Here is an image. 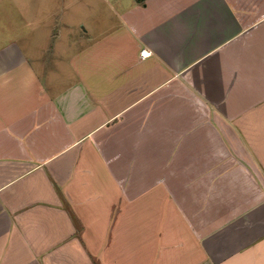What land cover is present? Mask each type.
Returning a JSON list of instances; mask_svg holds the SVG:
<instances>
[{
	"label": "crops",
	"instance_id": "crops-1",
	"mask_svg": "<svg viewBox=\"0 0 264 264\" xmlns=\"http://www.w3.org/2000/svg\"><path fill=\"white\" fill-rule=\"evenodd\" d=\"M104 1L0 41V264H264V0Z\"/></svg>",
	"mask_w": 264,
	"mask_h": 264
},
{
	"label": "rangeland",
	"instance_id": "rangeland-1",
	"mask_svg": "<svg viewBox=\"0 0 264 264\" xmlns=\"http://www.w3.org/2000/svg\"><path fill=\"white\" fill-rule=\"evenodd\" d=\"M116 22L104 0H0V41H86L94 22ZM97 32H100L97 31Z\"/></svg>",
	"mask_w": 264,
	"mask_h": 264
},
{
	"label": "built area",
	"instance_id": "built-area-1",
	"mask_svg": "<svg viewBox=\"0 0 264 264\" xmlns=\"http://www.w3.org/2000/svg\"><path fill=\"white\" fill-rule=\"evenodd\" d=\"M151 55V52L147 51V50H142L141 53H140V56L142 58H146V57H149Z\"/></svg>",
	"mask_w": 264,
	"mask_h": 264
},
{
	"label": "trees",
	"instance_id": "trees-1",
	"mask_svg": "<svg viewBox=\"0 0 264 264\" xmlns=\"http://www.w3.org/2000/svg\"><path fill=\"white\" fill-rule=\"evenodd\" d=\"M138 2H144L145 0H137Z\"/></svg>",
	"mask_w": 264,
	"mask_h": 264
}]
</instances>
